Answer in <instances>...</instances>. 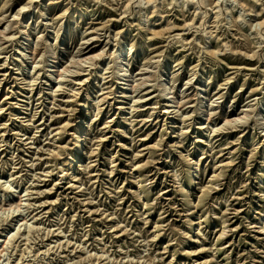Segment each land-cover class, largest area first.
<instances>
[{"label": "rangeland", "instance_id": "1", "mask_svg": "<svg viewBox=\"0 0 264 264\" xmlns=\"http://www.w3.org/2000/svg\"><path fill=\"white\" fill-rule=\"evenodd\" d=\"M263 128L264 0H0V264H264Z\"/></svg>", "mask_w": 264, "mask_h": 264}, {"label": "bare ground", "instance_id": "2", "mask_svg": "<svg viewBox=\"0 0 264 264\" xmlns=\"http://www.w3.org/2000/svg\"><path fill=\"white\" fill-rule=\"evenodd\" d=\"M22 34H23V44H26L27 43V35L25 34V32L23 30H21ZM121 48H119V51L121 52ZM119 52V53H120ZM51 58V57H50ZM74 61L73 58H70L69 61H68V64L70 65L72 62ZM51 63V66L50 67H53L55 66L56 62L55 61H52L50 62ZM116 69L118 70V74H119V77H120V80H124L125 79V75H126V72L127 70L125 69V64L123 63V59H119L118 61H116ZM65 69V68H64ZM64 70H62L63 72ZM161 82V81H160ZM163 82V81H162ZM161 89L162 90H165V86L161 84ZM202 104L199 106V109H202ZM79 123V125L76 127H74V131H73V150H75V154H76V157L78 158V160H80L82 158V155H83V150H82V147H83V144L85 143V140H86V134H85V131H84V122H83V119L82 118H79L78 121L76 122V124ZM262 135L264 136V128L262 130ZM67 171L66 169H64L63 167H61V174L62 175H66L67 174Z\"/></svg>", "mask_w": 264, "mask_h": 264}]
</instances>
